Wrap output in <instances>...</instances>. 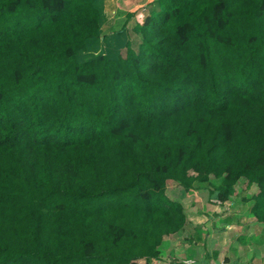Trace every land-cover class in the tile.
Returning a JSON list of instances; mask_svg holds the SVG:
<instances>
[{"label": "trees", "instance_id": "trees-1", "mask_svg": "<svg viewBox=\"0 0 264 264\" xmlns=\"http://www.w3.org/2000/svg\"><path fill=\"white\" fill-rule=\"evenodd\" d=\"M103 6L0 0V264H153L172 181L246 182L264 224V0H158L137 49L87 55Z\"/></svg>", "mask_w": 264, "mask_h": 264}, {"label": "crops", "instance_id": "crops-1", "mask_svg": "<svg viewBox=\"0 0 264 264\" xmlns=\"http://www.w3.org/2000/svg\"><path fill=\"white\" fill-rule=\"evenodd\" d=\"M157 2L158 0H104L101 39H104L102 46L105 49L102 53L108 47L112 48L116 42L128 40L130 36L132 38L133 34H137V27L143 25L152 11L158 8ZM204 215L194 214L191 235L187 233V239L180 240V235H171L162 243L161 256L157 260L159 264H264L262 223L252 217L253 229L245 232L230 224L231 218H228L226 225H229L230 231L227 232ZM189 220L190 218L188 225ZM246 233L248 234L244 235Z\"/></svg>", "mask_w": 264, "mask_h": 264}, {"label": "rangeland", "instance_id": "rangeland-1", "mask_svg": "<svg viewBox=\"0 0 264 264\" xmlns=\"http://www.w3.org/2000/svg\"><path fill=\"white\" fill-rule=\"evenodd\" d=\"M140 20L143 21V18H140ZM105 36H108V35H105ZM132 39H133L134 47L137 49V45L141 39V35H139L138 33L133 34ZM100 43H101L100 45L89 50L87 52V55L101 54L103 50L105 49L102 46L104 43V39H101ZM112 43L114 44L115 42L112 40ZM125 52H126V47L123 46L120 49V54H125ZM245 184L246 182L243 183L240 181L237 185V190L235 194L232 195V197L229 199L230 201L224 204H220L217 201H215L216 194L215 195L212 194L209 188L205 186L206 184H202L204 186H197L196 190L192 194H189L187 193L185 188L178 182H174V181L170 182L168 189H167L168 196L173 197L176 200L180 201L184 206V209L188 215V218H190L189 220L190 222L187 228L182 229L181 231L175 234H172L173 235L172 237L174 236L176 237V235H180L181 236L180 240L187 239L185 237L188 234L191 235L190 231L194 223L192 218H194V214L196 213H199L201 215L202 214L207 215L208 218L212 220V223L214 225H216L217 227L225 228L227 232L230 231L229 225L228 227L226 225V220L228 218H231L230 224L236 225L237 228H240L242 230L244 229L243 231L245 232L252 231L253 229L252 217L253 216L250 213V207H251L252 202H248L246 201V199H248L251 196L253 189L244 186ZM207 199H209L208 200L209 202H206ZM204 201L206 202V204H204ZM262 226L264 227V224ZM247 234L248 233L244 235H247ZM141 264H144V262L141 261ZM153 264H159V263L157 260H155Z\"/></svg>", "mask_w": 264, "mask_h": 264}]
</instances>
